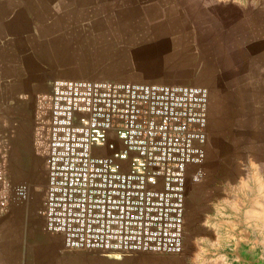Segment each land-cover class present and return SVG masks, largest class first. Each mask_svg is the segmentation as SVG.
I'll return each mask as SVG.
<instances>
[{
  "label": "crops",
  "instance_id": "1",
  "mask_svg": "<svg viewBox=\"0 0 264 264\" xmlns=\"http://www.w3.org/2000/svg\"><path fill=\"white\" fill-rule=\"evenodd\" d=\"M132 53L147 58L146 83L208 92L199 184L214 185L222 218L208 232L231 218L241 232L264 225V0H0V177L31 181L56 82L87 80L94 57ZM44 186L0 208V264H26V203Z\"/></svg>",
  "mask_w": 264,
  "mask_h": 264
},
{
  "label": "built area",
  "instance_id": "2",
  "mask_svg": "<svg viewBox=\"0 0 264 264\" xmlns=\"http://www.w3.org/2000/svg\"><path fill=\"white\" fill-rule=\"evenodd\" d=\"M206 89L60 81L48 97L40 215L66 251L179 255L187 180L202 178ZM198 167L188 174L191 167ZM0 177V208L28 183Z\"/></svg>",
  "mask_w": 264,
  "mask_h": 264
},
{
  "label": "rangeland",
  "instance_id": "3",
  "mask_svg": "<svg viewBox=\"0 0 264 264\" xmlns=\"http://www.w3.org/2000/svg\"><path fill=\"white\" fill-rule=\"evenodd\" d=\"M127 43L131 47L134 45V42L128 41ZM139 60L141 58L135 57L133 53L126 57H94L95 69L82 75L85 76L84 79L88 78L87 80L146 83V78L151 76V72L145 67L148 66L147 58L144 57L141 60L143 67L139 63L135 68L136 62ZM105 61L107 62L104 63ZM107 63L117 66L103 67ZM42 104L48 117V97H45ZM45 139L46 136L42 139V147H45ZM43 164L44 155L35 159L34 168L30 170L31 181L27 182L31 189L45 181ZM197 169L196 166L189 168L188 174L191 175ZM206 181L208 180L205 178L199 184V181L193 183L191 180H187L184 249L179 255L65 251L60 246L61 238L47 234L43 229L44 220L40 215V200L43 191L37 195L32 193V197L26 203V211L28 210L26 213V264H238L237 249L264 258V225L256 223L252 232H241L239 229H245V226L231 218L232 222L219 225L222 229L218 234L208 232L209 229L215 228L213 224L221 222L222 218L218 209L216 210L210 205V196L214 185H210ZM205 235H211L209 241H202L201 247H198L196 242ZM248 241L254 245L251 249L246 247L250 245Z\"/></svg>",
  "mask_w": 264,
  "mask_h": 264
},
{
  "label": "water",
  "instance_id": "4",
  "mask_svg": "<svg viewBox=\"0 0 264 264\" xmlns=\"http://www.w3.org/2000/svg\"><path fill=\"white\" fill-rule=\"evenodd\" d=\"M236 257L238 264H264V258H260L258 255L249 254L247 252L236 250Z\"/></svg>",
  "mask_w": 264,
  "mask_h": 264
}]
</instances>
